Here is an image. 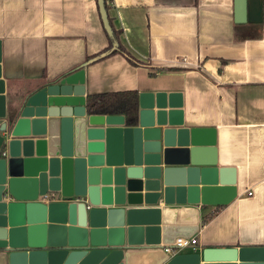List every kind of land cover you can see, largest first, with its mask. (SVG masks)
I'll return each mask as SVG.
<instances>
[{
	"label": "crops",
	"instance_id": "obj_1",
	"mask_svg": "<svg viewBox=\"0 0 264 264\" xmlns=\"http://www.w3.org/2000/svg\"><path fill=\"white\" fill-rule=\"evenodd\" d=\"M104 2L118 46L141 65L121 53L86 63L110 49L97 0H0V124L26 93L80 71L84 99L177 92L184 125L215 130L217 166L235 170V192L214 191L205 206H170L157 243L96 248L84 264H202L207 248L235 250L219 264H264V0L245 24L234 22V0ZM56 121L53 130L47 121L49 155H74L79 120L65 128ZM123 128L133 127L124 120ZM119 140L122 153L134 148L132 135ZM180 236L197 238L195 250L166 254L163 246ZM15 253L0 249V264H57L61 250Z\"/></svg>",
	"mask_w": 264,
	"mask_h": 264
},
{
	"label": "water",
	"instance_id": "obj_2",
	"mask_svg": "<svg viewBox=\"0 0 264 264\" xmlns=\"http://www.w3.org/2000/svg\"><path fill=\"white\" fill-rule=\"evenodd\" d=\"M97 6L113 41L103 58L118 43L104 0ZM250 10L260 16V0H234L235 24L248 22ZM82 74L26 93L0 124V249H60L57 264H84L96 248L157 243L160 217L175 213L170 206H205L214 191L235 192V170L217 166L215 130L184 125L180 93L139 94L137 124L123 128L122 116L86 113L83 81H75ZM71 117L79 120L76 152L49 155L47 121L53 130ZM122 134L134 140L124 153ZM48 194L59 199L46 201ZM234 252L204 249L202 264Z\"/></svg>",
	"mask_w": 264,
	"mask_h": 264
},
{
	"label": "trees",
	"instance_id": "obj_3",
	"mask_svg": "<svg viewBox=\"0 0 264 264\" xmlns=\"http://www.w3.org/2000/svg\"><path fill=\"white\" fill-rule=\"evenodd\" d=\"M113 30V29H112ZM114 40H118V33L114 32ZM109 38V37H108ZM113 41L109 38V48H111ZM113 53H121L124 55L129 63L139 66L141 63L130 56L127 51L118 46ZM100 55L94 57H87L86 63L100 59ZM139 93L137 91H120L100 94H88L85 98V110L88 115H117L122 116L125 120V125L134 127L137 124V117L139 112L138 106ZM209 218L203 220L206 223Z\"/></svg>",
	"mask_w": 264,
	"mask_h": 264
},
{
	"label": "built area",
	"instance_id": "obj_4",
	"mask_svg": "<svg viewBox=\"0 0 264 264\" xmlns=\"http://www.w3.org/2000/svg\"><path fill=\"white\" fill-rule=\"evenodd\" d=\"M185 59H181V62H184ZM250 195V193H249ZM44 199L46 201H56L57 198L54 194H48L44 197ZM77 200V199H76ZM197 245V238L195 237H177L173 240V242L171 244L165 245L163 246V251L172 256L175 255L177 253H179L182 250L185 249H192L195 250Z\"/></svg>",
	"mask_w": 264,
	"mask_h": 264
}]
</instances>
